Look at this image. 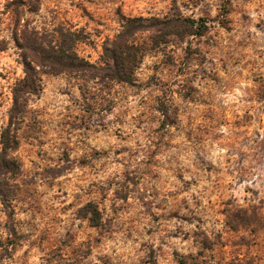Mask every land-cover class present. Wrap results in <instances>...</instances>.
<instances>
[{"label":"rangeland","instance_id":"obj_1","mask_svg":"<svg viewBox=\"0 0 264 264\" xmlns=\"http://www.w3.org/2000/svg\"><path fill=\"white\" fill-rule=\"evenodd\" d=\"M13 1L0 0V155L22 28L81 32L97 66L127 19L148 29L133 84L40 74L0 168V264H264V0ZM178 18L195 27L165 23Z\"/></svg>","mask_w":264,"mask_h":264},{"label":"trees","instance_id":"obj_2","mask_svg":"<svg viewBox=\"0 0 264 264\" xmlns=\"http://www.w3.org/2000/svg\"><path fill=\"white\" fill-rule=\"evenodd\" d=\"M24 0H14V10L24 5ZM32 13L40 10V0H28L25 4ZM142 18L127 19L123 30L104 47V64L97 66L76 51V44L84 37L79 31L58 28L54 33H41L22 28L15 35L16 44L21 52L25 76L18 81L13 89V106L10 112L8 127L1 134L2 152L0 155V168L9 171L11 161L8 159L10 152L17 148V141L12 128L17 127L24 119L33 97H38L42 92L41 73L60 75L68 74L82 80L100 79L104 82H117L133 84L135 73L139 67L143 49L137 45L135 35L145 31ZM167 25L181 23L184 27H195L196 21L190 19H169ZM205 24H201L204 26ZM182 26V25H181ZM202 27V28H203ZM202 34V30H194ZM85 215H91L89 220L93 225H98L100 213L98 208L89 203L83 208ZM180 264H186L180 261Z\"/></svg>","mask_w":264,"mask_h":264}]
</instances>
